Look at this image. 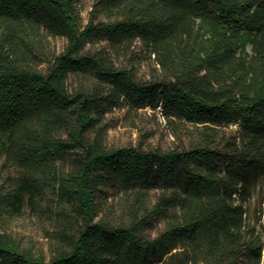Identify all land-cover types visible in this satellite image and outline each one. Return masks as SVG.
Here are the masks:
<instances>
[{
  "label": "trees",
  "instance_id": "trees-1",
  "mask_svg": "<svg viewBox=\"0 0 264 264\" xmlns=\"http://www.w3.org/2000/svg\"><path fill=\"white\" fill-rule=\"evenodd\" d=\"M100 14L106 21L95 22ZM91 15L81 28L76 0H0V158L20 171L0 190V264L264 263V235L246 228L243 202L264 177V0H96ZM43 30L68 40L46 71L25 63L28 37ZM138 38L162 72L148 81L106 50L84 49L106 39L117 53ZM123 102L160 107L200 127L202 140L109 148L103 114ZM231 124L236 139L218 147ZM70 153L73 167L59 175ZM106 185L123 191L129 223L96 219ZM51 188L66 210L48 258L1 221L27 205L38 210ZM153 218L165 228L149 238L142 229Z\"/></svg>",
  "mask_w": 264,
  "mask_h": 264
},
{
  "label": "rangeland",
  "instance_id": "rangeland-1",
  "mask_svg": "<svg viewBox=\"0 0 264 264\" xmlns=\"http://www.w3.org/2000/svg\"><path fill=\"white\" fill-rule=\"evenodd\" d=\"M95 1L76 0L81 28L91 20ZM106 19L100 14L94 21ZM27 40L32 54L27 55L25 63L43 71L48 70L55 57L63 53L68 44L65 36L53 35L44 30L40 33L33 32ZM84 49L92 52L106 50L114 65L131 68L137 81H148L162 74L155 54L139 38L125 50L117 53L111 50L106 39L91 40L86 43ZM68 82L70 89L74 90L79 85L80 78L72 75ZM101 125L104 141L109 148L133 145L146 150L183 149L189 148L193 142L202 140L200 127L170 120L160 107L152 109L146 106L134 109L123 102L112 109H105ZM96 133V131L89 133V137L93 138ZM237 135V124L225 126L217 133L214 144L223 147L228 140H235ZM74 156V153H70L68 158L60 163L59 175L72 169ZM19 174L20 171L16 167L4 166L0 158V190L9 189ZM156 193L157 191L152 192L153 202L156 201ZM236 197V201L239 202V196ZM243 202L246 228L248 231L255 230L264 235V177L251 188ZM96 209V219H106L111 224L129 223L133 219L125 207L124 193L119 187L104 186L97 199ZM64 210L66 209L56 190L48 189L38 210H33L27 205L19 215L5 213L1 221L2 231H8L23 248L49 258L54 253L57 234L65 224ZM164 228L163 218H153L142 229V234L153 238Z\"/></svg>",
  "mask_w": 264,
  "mask_h": 264
}]
</instances>
